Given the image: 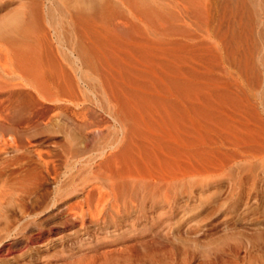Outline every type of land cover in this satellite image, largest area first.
I'll return each instance as SVG.
<instances>
[{"label":"rangeland","instance_id":"obj_1","mask_svg":"<svg viewBox=\"0 0 264 264\" xmlns=\"http://www.w3.org/2000/svg\"><path fill=\"white\" fill-rule=\"evenodd\" d=\"M78 1L83 0H0V23L31 13L38 22L40 38L33 45L41 60L39 74L54 101H44L41 110L28 109L21 121L37 126L28 133L33 154L48 151L55 165L42 181V198L29 209L38 212L34 216L19 205L32 173L0 175V264H126L120 255L124 247L138 249L143 243L150 256H136L130 264H264V9L254 10L245 0H211L205 23L180 14V30L162 35L163 22V27L146 24L143 12L133 7L139 0H104L117 9L108 19L78 17L73 6ZM145 1L152 8L170 5L173 10L172 0ZM8 33L0 37V65L6 68L13 60L9 38L17 36L14 30ZM175 82L184 87L192 83L200 113L217 112L211 115L214 123L201 120L199 140L205 150L198 155L195 201L188 202L185 195L181 208L169 213L171 234L160 248L155 225L144 227V221L132 234L103 238L100 233L89 244L80 242V224L69 207L82 194L68 191L84 181L91 158L118 134L114 112L134 102V94L150 99L151 106L168 103ZM17 92L6 105L21 102ZM219 113L222 124L216 121ZM80 122L91 127L71 140L74 124ZM213 141L230 144L217 151ZM84 220L94 228L88 215Z\"/></svg>","mask_w":264,"mask_h":264},{"label":"bare ground","instance_id":"obj_2","mask_svg":"<svg viewBox=\"0 0 264 264\" xmlns=\"http://www.w3.org/2000/svg\"><path fill=\"white\" fill-rule=\"evenodd\" d=\"M210 1L211 0H172V4H170L173 10H171L168 9L170 5L169 7L167 6L168 8L163 5L159 8H152L146 4L145 0H139L133 7L137 10L139 9V13L141 11L143 12V16L147 18V21H145L146 24L149 21L148 23L155 26L163 22L166 32L162 31V35L163 33L167 35V31L177 32L180 30L177 25V23H179L177 21L179 20L180 14H183V16H180L181 19L184 18V16L187 18L189 16L194 18L193 20L190 19V21L192 20L195 22L204 19L203 22L205 23V13L211 5L209 3ZM245 1L248 2L254 10L259 7L264 9V0ZM78 3L79 1L73 5L74 8L76 7L74 10L78 17L86 16V14H98L103 17L106 16L108 19V16L110 18L117 10H113L111 4L109 6V3L104 2V0H83L79 4ZM89 17L91 18L92 15ZM163 23L161 27H163ZM150 24L149 26H151ZM38 28V22L34 13H31L26 18L17 16L5 23H0V37L10 35L8 32L11 30L17 33L16 37H8L10 39V51L12 52L11 57L13 56L10 67L6 68L4 67L5 65H0V175L10 177L12 175L21 174L26 170L32 173V179L29 182L30 185L26 187L25 190L23 189L19 199L20 207L28 216H34L38 213L37 211H29V209L31 206L33 208V205L42 198V181L46 179V175L51 176L55 167L54 160L52 159L53 155L49 154L48 151L46 153L38 151L33 154L35 149L32 150L31 148L34 145L30 142L28 133L32 131L30 129H36L37 126L30 124L32 121L28 124L21 121L25 112H28V109L33 110V112L34 110H39V108L41 110L45 104L44 101H54V95L45 88L43 83L44 80L41 74H39L41 60L33 45V43H37L40 38ZM125 29L118 27V30L122 33L126 32ZM181 29L183 28L181 27ZM157 30L160 31L159 29ZM158 31L155 30L157 33ZM182 32L183 31H181V33ZM159 34L160 33H158V35ZM261 36L264 44V27L261 30ZM261 62L264 67V53ZM144 84L147 85L146 83ZM173 85H175L173 87L174 90H170L168 94L170 95V99L173 100H169L168 103H160L158 104L159 106H151L149 105V98L148 101L147 98L134 94L137 98L134 99L135 103H124L122 107L117 109L114 112L115 116L117 115V119L113 121H115L114 126H117L118 134L110 140L107 147L99 151L98 156L91 158L90 166L87 169L88 175L84 181H80L81 183L79 184L77 183L76 187L74 186V188H71L72 190L70 189L68 191L69 188H67L68 192L81 191L80 194H82L81 199L79 201L77 200L78 202L76 201L74 205L69 207L72 211L73 219L79 221L80 224L78 230L79 237H81L79 238L80 242L84 241L83 243L89 244L90 238L95 240L100 233H105L103 238L109 234H113L112 236L115 237L132 234V232L137 230V226L144 221V227H148L147 225L150 223V225H155V243L160 248L163 240L170 231L171 222L169 220V213L174 214L181 208L178 205L183 197L187 196L188 202L195 201L199 179L197 178L199 174L198 159H200L198 155L199 153L202 154L201 151L205 150V142L199 140V136H201L200 133H202L199 129L203 120L209 123L211 121L213 122L215 118L213 119L212 116L216 114L212 115V112H217L211 111L212 116L206 111L199 112L201 107L197 105L198 92L195 87H191L192 83L190 84L191 86L189 84V86L185 85L186 87L179 86L180 84L178 82H175ZM141 86H143V84ZM133 87L134 86H132V88ZM18 89H23V91H19ZM15 90H18V92ZM119 91L118 89V93ZM123 91H125V89ZM126 91L130 93L129 90ZM14 92H17L21 102L18 104L11 103L10 105H6L9 99L8 97ZM261 96L264 102V89ZM121 98H123V96ZM55 100L59 101V98ZM128 101L130 103V100ZM8 109L11 112L10 114H7ZM219 115L221 116L220 113L217 114V116ZM220 116L216 117L218 118L216 121H220ZM8 117H10L9 120ZM222 121H220L221 124ZM241 125L239 127H241ZM90 127L89 124L84 122L74 124L73 128L75 131L74 134H71L73 135L72 138L69 137L71 135H68L65 139L69 137L71 140H75L77 137L79 138L85 135L83 134L85 133L84 131ZM230 141L232 140L230 139ZM227 143L230 144L229 142ZM213 144L216 145L217 151L224 150L226 145L225 141H213ZM200 156L201 159L206 157L205 154L204 156ZM206 172L208 173V171ZM202 173L200 172V174ZM60 193H62V191H60ZM70 204H72V202ZM194 204L189 203L188 205L192 207ZM165 207H168V209H165ZM186 212L187 210L184 208V212L181 216ZM87 215L93 223V229L85 223L84 218ZM163 216H166L164 217L165 219H162ZM169 233L171 234V231ZM58 239L60 241L63 240V235ZM135 246L136 245L132 247L129 246L127 248L125 246V249L120 253V255L123 253L121 257L123 262L125 260L126 264L132 263L136 256L139 258L150 256L151 249L148 244H140L138 249ZM69 256H72V254ZM80 259L81 261L83 260L82 257ZM146 260L144 259V261ZM78 261L79 259L77 262ZM82 263L83 262L80 264Z\"/></svg>","mask_w":264,"mask_h":264}]
</instances>
